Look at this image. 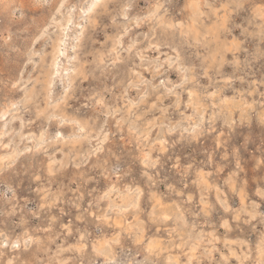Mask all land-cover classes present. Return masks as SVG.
Masks as SVG:
<instances>
[{
	"label": "rangeland",
	"instance_id": "374dc122",
	"mask_svg": "<svg viewBox=\"0 0 264 264\" xmlns=\"http://www.w3.org/2000/svg\"><path fill=\"white\" fill-rule=\"evenodd\" d=\"M0 264H264V0H0Z\"/></svg>",
	"mask_w": 264,
	"mask_h": 264
},
{
	"label": "bare ground",
	"instance_id": "6f19581e",
	"mask_svg": "<svg viewBox=\"0 0 264 264\" xmlns=\"http://www.w3.org/2000/svg\"><path fill=\"white\" fill-rule=\"evenodd\" d=\"M89 8H91V7H89ZM208 40V39H207ZM133 203V202H132ZM28 231V230H27ZM17 241V240H16ZM20 242V241H19ZM4 243V242H3ZM15 244V246H17L18 245V242H15L14 243Z\"/></svg>",
	"mask_w": 264,
	"mask_h": 264
}]
</instances>
